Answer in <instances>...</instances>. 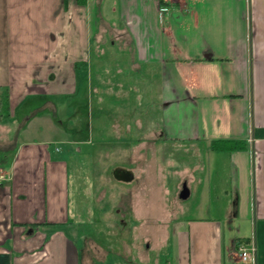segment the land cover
<instances>
[{"label": "crops", "instance_id": "obj_1", "mask_svg": "<svg viewBox=\"0 0 264 264\" xmlns=\"http://www.w3.org/2000/svg\"><path fill=\"white\" fill-rule=\"evenodd\" d=\"M160 5L0 0V131L8 130L9 145L0 140V264H104L109 257L70 212L68 156L77 141L65 137L66 150L51 136H24L35 121L61 136L56 104H35L75 94L105 34L111 47L129 52L136 71L155 78L162 137L206 146L211 163V171L188 173L194 187L186 182L187 198L211 196L204 213L156 221L158 235L146 236L129 264H242L237 246L251 238L255 264H264V0H168L163 15ZM220 141L244 147L211 148ZM166 246L163 260L151 259V249Z\"/></svg>", "mask_w": 264, "mask_h": 264}, {"label": "rangeland", "instance_id": "obj_2", "mask_svg": "<svg viewBox=\"0 0 264 264\" xmlns=\"http://www.w3.org/2000/svg\"><path fill=\"white\" fill-rule=\"evenodd\" d=\"M107 37L105 34L103 51L92 49L89 67L83 69L87 74L80 77L75 94L48 97L35 104L39 107L46 100L55 103V125L63 126L64 133L58 136L46 123L35 121L23 134L33 138L51 136L56 146L66 150L65 137L77 141L71 143L68 156L72 218L79 222L80 231L109 256L104 264L112 259L129 264L146 236L158 235L153 226L156 221L204 213L201 210L210 195L192 192L189 198L180 199L178 194L184 182L194 187L187 178L189 172L211 171V163L206 146L162 137L160 125L166 117L155 78L136 71L129 52L118 45L111 47ZM1 132L0 140H6L8 130ZM115 166L132 169L134 180H115L111 175ZM166 252L167 246L157 247L149 255L163 260Z\"/></svg>", "mask_w": 264, "mask_h": 264}, {"label": "built area", "instance_id": "obj_3", "mask_svg": "<svg viewBox=\"0 0 264 264\" xmlns=\"http://www.w3.org/2000/svg\"><path fill=\"white\" fill-rule=\"evenodd\" d=\"M160 1H168V0H160ZM160 14L163 15L167 12L168 8L165 4L160 5ZM5 180V175L0 173V184ZM237 256L238 260L242 264H255L256 255H257V246L253 238L240 243L237 246Z\"/></svg>", "mask_w": 264, "mask_h": 264}, {"label": "water", "instance_id": "obj_4", "mask_svg": "<svg viewBox=\"0 0 264 264\" xmlns=\"http://www.w3.org/2000/svg\"><path fill=\"white\" fill-rule=\"evenodd\" d=\"M112 177L120 182L129 183L133 181L135 177V173L132 169L122 167V166H115L111 169ZM189 196V190L185 183H183V187L180 190L178 197L180 199H186Z\"/></svg>", "mask_w": 264, "mask_h": 264}, {"label": "trees", "instance_id": "obj_5", "mask_svg": "<svg viewBox=\"0 0 264 264\" xmlns=\"http://www.w3.org/2000/svg\"><path fill=\"white\" fill-rule=\"evenodd\" d=\"M161 4L166 5L167 1H161ZM243 147H244L243 141H220V142H214V144L211 145L212 149L220 150V151H230Z\"/></svg>", "mask_w": 264, "mask_h": 264}]
</instances>
